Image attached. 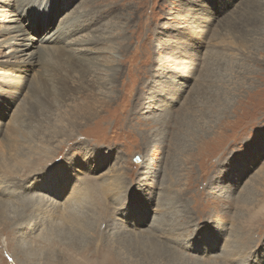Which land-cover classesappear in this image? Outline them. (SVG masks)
Here are the masks:
<instances>
[{
	"label": "rangeland",
	"instance_id": "obj_1",
	"mask_svg": "<svg viewBox=\"0 0 264 264\" xmlns=\"http://www.w3.org/2000/svg\"><path fill=\"white\" fill-rule=\"evenodd\" d=\"M0 18V264H264V0H0ZM62 173L75 228L43 211Z\"/></svg>",
	"mask_w": 264,
	"mask_h": 264
},
{
	"label": "bare ground",
	"instance_id": "obj_2",
	"mask_svg": "<svg viewBox=\"0 0 264 264\" xmlns=\"http://www.w3.org/2000/svg\"><path fill=\"white\" fill-rule=\"evenodd\" d=\"M18 1H21L22 2V0H18ZM27 1V0H26ZM26 3V2H25ZM29 3V2H28ZM34 4H35V2H34ZM30 5V4H29ZM17 7H18V5H17ZM30 7V6H29ZM23 8V7H22ZM36 9V8H35ZM39 9V8H38ZM21 10V9H20ZM19 10V11H20ZM26 10V9H25ZM24 11V10H23ZM36 12V11H35ZM42 12V11H41ZM44 13V12H43ZM21 15V14H20ZM22 16V15H21ZM11 17V16H10ZM16 17V16H15ZM18 18V17H17ZM34 18V17H33ZM41 18V17H40ZM1 19V18H0ZM2 20V19H1ZM32 20V19H31ZM44 20V19H43ZM54 20V19H53ZM3 21V20H2ZM2 21H0V22H2ZM13 21H14V19H11L9 22H11V23H13ZM15 22V21H14ZM17 22V21H16ZM20 23V22H19ZM53 23V22H52ZM35 24V23H34ZM17 25V24H16ZM21 27L23 26V24H21L20 25ZM19 26V27H20ZM41 26H43V25H41ZM69 26V25H68ZM20 27V28H21ZM71 27V26H70ZM70 27L68 28L69 29V32H70ZM75 27V26H74ZM43 28H45L44 26H43ZM65 28V27H64ZM3 29V28H2ZM2 29L0 30V31H2ZM4 30H6V29H4ZM67 31V29L65 28L64 29V31ZM50 31V33H49V35H52V36H49V37H53L54 36V34H55V32L57 31H55V28H49V30L47 29V33ZM55 31V32H54ZM17 32H19V29H18V27H14V28H9V34H10V38H8V39H6V40H4L2 43H1V46L2 47H4V48H11L13 45H15V43H13V41H14V39L16 38V40H18V38H19V36L18 35H14V37H13V34H15V33H17ZM63 32V31H62ZM57 33H59V31L58 32H56V34ZM65 33V32H64ZM8 34V35H9ZM63 34V33H62ZM66 35V34H65ZM47 36V35H46ZM21 37V36H20ZM55 38H56V36H55ZM58 38V37H57ZM60 38H62V37H60ZM64 38V37H63ZM51 40H53V39H51ZM50 40V41H51ZM61 40V39H60ZM31 42H33V41H31ZM49 42V41H48ZM41 43V42H40ZM51 43V42H50ZM55 43L56 44H54L55 46L56 45H61V44H59L58 43V40H56L55 41ZM24 46V48L23 49H19V50H13L10 54H9V56H11V58H16L17 57V55H19V54H25L28 50H30L31 48H33V46L31 45L30 47L28 46L27 47V45H22L21 47H23ZM53 46V45H52ZM54 46V47H55ZM79 46V45H78ZM20 47V48H21ZM36 48V47H35ZM52 48V47H51ZM45 50H47V48H42V47H40V53H39V57L38 58H40V60L41 61H44V51ZM60 50V49H59ZM62 51H63V49H62ZM64 52H65V50H64ZM33 55H34V52L30 55V58H31V60H26V61H24L23 63H26V66H33V64H34V61H33V59H32V57H33ZM81 55H82V53H81ZM75 56V55H74ZM83 56V55H82ZM29 57V56H28ZM29 58V59H30ZM88 62V60L87 59H81V63L83 64H86ZM63 174L64 173H62V176L61 177H59V179H57V180H55V181H52V183L50 184V185H47V184H42V188L43 189H45L46 190V192L47 193H51V197H52V199L51 200H49V202H52V203H49L50 205H47L46 207H44L43 209V211L44 212H46V210L48 209V208H50L51 210H50V212H52V211H54L53 210V208H51V206L52 205H57L58 206V209H59V211H60V213L62 214V216H61V214H60V216H58L59 218V221H61V220H63V221H65L66 220V223H68L69 225H71L70 227H73V228H75V222L74 221H72L71 219H70V217H69V215H71V213H72V208L74 207V205L75 204H73V196H72V192L73 191H70V192H66V184L68 183V181L67 180H65V177H63ZM2 182V181H1ZM5 183V182H4ZM104 183V182H103ZM1 184V183H0ZM2 184H3V182H2ZM1 184V185H2ZM0 185V186H1ZM6 185V184H5ZM75 186V185H74ZM74 186L73 187H71L70 189H74ZM105 186V185H104ZM3 187V186H2ZM102 187H103V185H102ZM4 188V187H3ZM3 188H0V189H3ZM104 188V187H103ZM7 189V188H6ZM75 191V190H74ZM106 191H107V188H106ZM0 193H3V195H8L10 192L8 191V190H5V188L3 189V190H1L0 191ZM74 193H76V192H74ZM111 193V192H110ZM65 196H67L66 198H65ZM78 196V195H77ZM72 197V198H71ZM65 198V199H64ZM60 199H64L65 200V202L64 203H62V202H60V204H59V200ZM63 200V201H64ZM68 202V203H67ZM62 203V204H61ZM59 204V205H58ZM71 204V205H70ZM79 205V204H78ZM77 205V206H78ZM76 206V205H75ZM109 206H106V207H104V209H105V212H104V209L102 210L103 212L101 213V216H104V215H107L108 216V214H109V208H108ZM75 208V207H74ZM76 208H79V206L78 207H76ZM56 210V209H55ZM57 211V210H56ZM47 212H49L48 210H47ZM58 212V211H57ZM54 214H55V211H54ZM123 215H125V217L128 219V220H130L131 222H130V226L133 228V230H136L139 226H141L142 225V223H143V220L141 219L142 218V215H140V214H135V213H131V212H128V214H123ZM109 218V217H108ZM106 219V218H105ZM102 224V223H101ZM76 225H78L77 223H76ZM143 226V225H142ZM75 230V229H74ZM139 230V229H138ZM74 234V233H73ZM13 262H16V260L15 261H13ZM85 264H87V263H85Z\"/></svg>",
	"mask_w": 264,
	"mask_h": 264
},
{
	"label": "water",
	"instance_id": "obj_3",
	"mask_svg": "<svg viewBox=\"0 0 264 264\" xmlns=\"http://www.w3.org/2000/svg\"><path fill=\"white\" fill-rule=\"evenodd\" d=\"M134 162H135V163H139V162H140V158H138V157L135 158V159H134Z\"/></svg>",
	"mask_w": 264,
	"mask_h": 264
}]
</instances>
